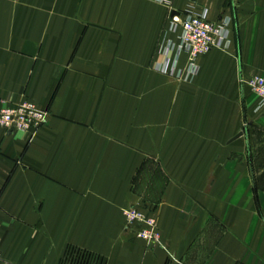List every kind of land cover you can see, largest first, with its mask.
Returning <instances> with one entry per match:
<instances>
[{
  "label": "crops",
  "instance_id": "crops-1",
  "mask_svg": "<svg viewBox=\"0 0 264 264\" xmlns=\"http://www.w3.org/2000/svg\"><path fill=\"white\" fill-rule=\"evenodd\" d=\"M189 11L230 19L233 44L185 83L156 66ZM256 76L264 0H0V110L49 115L34 137L0 125L5 261L264 264V105L242 83ZM143 202L160 245L126 229Z\"/></svg>",
  "mask_w": 264,
  "mask_h": 264
},
{
  "label": "built area",
  "instance_id": "built-area-1",
  "mask_svg": "<svg viewBox=\"0 0 264 264\" xmlns=\"http://www.w3.org/2000/svg\"><path fill=\"white\" fill-rule=\"evenodd\" d=\"M169 34L174 38L162 44L163 61L156 70L179 82L190 83L199 74L197 60L213 51L227 52L233 44L232 22L230 19L212 21L205 12L177 13L170 18ZM187 64L183 67V60ZM264 105V78L253 77L243 81ZM48 112L30 101H24L15 106H6L0 110V125L8 133L36 132L48 121ZM32 138V137H31ZM127 225L136 232V237L144 240L148 246L161 244L158 221L149 211L143 208L128 209L125 212ZM77 254V253H76ZM69 252L66 264L93 263L84 254ZM92 261V262H91ZM0 264H10L5 261L0 252Z\"/></svg>",
  "mask_w": 264,
  "mask_h": 264
},
{
  "label": "rangeland",
  "instance_id": "rangeland-1",
  "mask_svg": "<svg viewBox=\"0 0 264 264\" xmlns=\"http://www.w3.org/2000/svg\"><path fill=\"white\" fill-rule=\"evenodd\" d=\"M173 38V37H172ZM257 77V76H256ZM264 78V77H263ZM243 83V82H242ZM243 85V84H242ZM259 98V97H258ZM259 101H260V98H259ZM40 129V128H39ZM38 129V130H39ZM37 130V131H38ZM37 131L36 132H33L32 133V137H34L35 136V134L37 133ZM248 131H249V126L247 125V123H244V125H243V127H242V132H241V134H242V136L241 137H244L247 133H248ZM141 205H143V206H131V207H125L123 210H122V213H123V216H124V220H125V225H126V229H129V230H132L133 232H134V234H135V237H136V232L133 230V229H131V227H129L128 225H127V221H126V215H125V212L129 209H134V208H143V209H146V211H149V213L151 214V215H155V213H154V208H153V206L149 203V202H143V204H141ZM259 206V208H260V205H258ZM222 208H224V206H222ZM137 238V237H136ZM139 239V238H138ZM139 240H141V241H143V242H145L144 240H142V239H139ZM146 243V242H145ZM147 244V243H146ZM148 245V244H147ZM70 251H72V250H70ZM69 251V252H70ZM68 252V253H69ZM73 252V251H72ZM67 257V256H66ZM99 260H101L100 258L99 259H95L94 258V261H93V263L92 264H97V261H99ZM66 262V259H65V261H64V263ZM66 264V263H65ZM81 264H84L83 262L81 263ZM88 264H91V263H89L88 262ZM99 264H101V263H99Z\"/></svg>",
  "mask_w": 264,
  "mask_h": 264
},
{
  "label": "water",
  "instance_id": "water-1",
  "mask_svg": "<svg viewBox=\"0 0 264 264\" xmlns=\"http://www.w3.org/2000/svg\"><path fill=\"white\" fill-rule=\"evenodd\" d=\"M174 15H176V13H173V15H172V16H174ZM241 136H242V134H240L239 136H237V138H236V139L240 138Z\"/></svg>",
  "mask_w": 264,
  "mask_h": 264
}]
</instances>
